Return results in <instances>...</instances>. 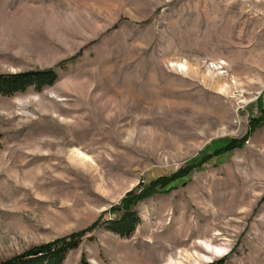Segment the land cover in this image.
<instances>
[{
    "label": "rangeland",
    "instance_id": "rangeland-1",
    "mask_svg": "<svg viewBox=\"0 0 264 264\" xmlns=\"http://www.w3.org/2000/svg\"><path fill=\"white\" fill-rule=\"evenodd\" d=\"M35 69L0 95V264L77 233L63 264H264V0H0V75Z\"/></svg>",
    "mask_w": 264,
    "mask_h": 264
},
{
    "label": "trees",
    "instance_id": "trees-1",
    "mask_svg": "<svg viewBox=\"0 0 264 264\" xmlns=\"http://www.w3.org/2000/svg\"><path fill=\"white\" fill-rule=\"evenodd\" d=\"M57 78L58 73L54 69H35L28 70V72L1 73L0 95H12L17 92H23L28 87H34L40 90L44 86L53 85ZM244 138L231 139L223 147L217 149L215 153L227 152L237 146H242ZM175 176L172 175L158 178L155 181L153 180L150 189L146 192H140V194L128 193L123 200L122 207H120L124 210L121 211L122 213L119 217L109 220L108 228L121 236H130L140 220L138 211L132 205L154 193L153 191H156L157 184L162 182L161 185H164L167 183L164 182L165 180L170 178L172 180ZM81 235L82 233L73 234L63 240H55L48 244L35 247V249H30L22 255L7 260L4 264H63L68 252L80 244Z\"/></svg>",
    "mask_w": 264,
    "mask_h": 264
}]
</instances>
